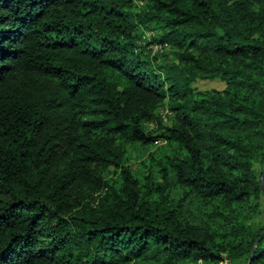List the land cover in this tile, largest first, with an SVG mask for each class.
<instances>
[{
    "label": "trees",
    "instance_id": "1",
    "mask_svg": "<svg viewBox=\"0 0 264 264\" xmlns=\"http://www.w3.org/2000/svg\"><path fill=\"white\" fill-rule=\"evenodd\" d=\"M263 184L264 0H0V264H264Z\"/></svg>",
    "mask_w": 264,
    "mask_h": 264
},
{
    "label": "rangeland",
    "instance_id": "2",
    "mask_svg": "<svg viewBox=\"0 0 264 264\" xmlns=\"http://www.w3.org/2000/svg\"><path fill=\"white\" fill-rule=\"evenodd\" d=\"M146 33H148L150 36L147 37V39H151L153 36H155L154 30H147ZM155 44L151 43L148 45V50L150 56H152L154 53L158 52L155 48ZM176 47L172 46L170 44L169 48L164 49L162 52L170 54L171 57H173V50H175ZM193 86L200 90H207L211 88L216 89H223L226 86V83L222 81L221 79H198L195 83H193ZM158 119L155 121H152L148 124V130L153 132H159L161 130L162 125H171L172 119L174 117V111L170 109V105L168 104V100H166L165 104L159 109ZM166 144V142L162 139H159L155 143V148L161 144ZM127 165L131 166L135 174L140 178L142 182V189L143 191H147L149 189V178L147 177L150 174V165L147 160V156L141 155L138 153L135 149L131 150L128 153V158L126 161ZM256 166L258 169H260V165L256 163ZM264 210V207H263ZM229 263V261H228Z\"/></svg>",
    "mask_w": 264,
    "mask_h": 264
},
{
    "label": "built area",
    "instance_id": "3",
    "mask_svg": "<svg viewBox=\"0 0 264 264\" xmlns=\"http://www.w3.org/2000/svg\"><path fill=\"white\" fill-rule=\"evenodd\" d=\"M141 4H143V2L141 1ZM150 35L148 33L145 34V37H149ZM170 47V44L169 43H157L155 45V48L157 51H163L164 49L166 48H169Z\"/></svg>",
    "mask_w": 264,
    "mask_h": 264
},
{
    "label": "water",
    "instance_id": "4",
    "mask_svg": "<svg viewBox=\"0 0 264 264\" xmlns=\"http://www.w3.org/2000/svg\"><path fill=\"white\" fill-rule=\"evenodd\" d=\"M263 189H264V184H263ZM263 235H264V232H263Z\"/></svg>",
    "mask_w": 264,
    "mask_h": 264
}]
</instances>
